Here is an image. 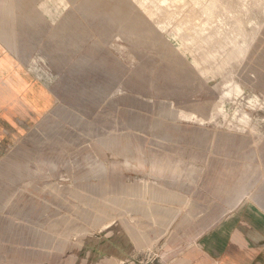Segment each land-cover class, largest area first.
<instances>
[{"label":"rangeland","instance_id":"obj_1","mask_svg":"<svg viewBox=\"0 0 264 264\" xmlns=\"http://www.w3.org/2000/svg\"><path fill=\"white\" fill-rule=\"evenodd\" d=\"M51 96L0 158V264H170L264 209V0H0Z\"/></svg>","mask_w":264,"mask_h":264},{"label":"crops","instance_id":"obj_2","mask_svg":"<svg viewBox=\"0 0 264 264\" xmlns=\"http://www.w3.org/2000/svg\"><path fill=\"white\" fill-rule=\"evenodd\" d=\"M5 30L0 24V158L22 137L24 126L52 107L50 94L8 48ZM170 264H264V210L240 202Z\"/></svg>","mask_w":264,"mask_h":264},{"label":"built area","instance_id":"obj_3","mask_svg":"<svg viewBox=\"0 0 264 264\" xmlns=\"http://www.w3.org/2000/svg\"><path fill=\"white\" fill-rule=\"evenodd\" d=\"M264 210V209H263Z\"/></svg>","mask_w":264,"mask_h":264}]
</instances>
